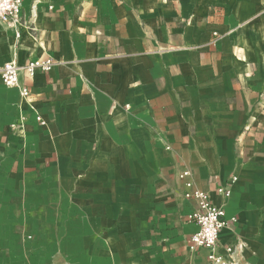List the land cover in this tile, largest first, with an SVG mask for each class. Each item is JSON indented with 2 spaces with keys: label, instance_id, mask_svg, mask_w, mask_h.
Segmentation results:
<instances>
[{
  "label": "crops",
  "instance_id": "0c3cea01",
  "mask_svg": "<svg viewBox=\"0 0 264 264\" xmlns=\"http://www.w3.org/2000/svg\"><path fill=\"white\" fill-rule=\"evenodd\" d=\"M51 3L0 23V65L55 63L0 79V264H206L185 170L264 264V0Z\"/></svg>",
  "mask_w": 264,
  "mask_h": 264
},
{
  "label": "built area",
  "instance_id": "2783aa9c",
  "mask_svg": "<svg viewBox=\"0 0 264 264\" xmlns=\"http://www.w3.org/2000/svg\"><path fill=\"white\" fill-rule=\"evenodd\" d=\"M41 0H31L30 18L27 21L21 20V12L26 0H0V23L10 27L17 38L21 36V28H28L37 16V5ZM48 1V9H52V0ZM54 61L50 57L44 59H34L27 61L24 65H19L15 60H10L0 65V79L5 87H19L18 73L23 69L28 77H33L38 71L48 73L54 66ZM20 96L26 98L29 90L26 87H19ZM37 121L42 123L37 114ZM23 120L20 117L19 122ZM15 124L13 127L18 126ZM178 177L185 180V191L183 196L195 202L194 209L187 215L188 222L195 225L196 230L189 236L188 250L196 253L202 249L207 251L206 264H233L235 249L232 245H220L219 236L226 227L228 219L222 207H218L211 201L209 195L193 186L192 174L189 170L182 171ZM235 180V177L231 181ZM219 194L230 195L228 188L219 187Z\"/></svg>",
  "mask_w": 264,
  "mask_h": 264
},
{
  "label": "rangeland",
  "instance_id": "374dc122",
  "mask_svg": "<svg viewBox=\"0 0 264 264\" xmlns=\"http://www.w3.org/2000/svg\"><path fill=\"white\" fill-rule=\"evenodd\" d=\"M262 34L264 35V31H262ZM262 47H264V44H263V46Z\"/></svg>",
  "mask_w": 264,
  "mask_h": 264
}]
</instances>
